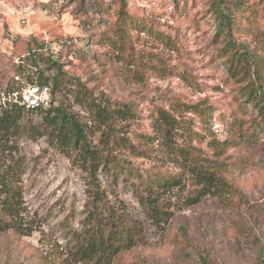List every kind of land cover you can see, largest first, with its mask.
Masks as SVG:
<instances>
[{
	"label": "rangeland",
	"instance_id": "1",
	"mask_svg": "<svg viewBox=\"0 0 264 264\" xmlns=\"http://www.w3.org/2000/svg\"><path fill=\"white\" fill-rule=\"evenodd\" d=\"M225 1L230 35L214 0H0V94L36 72L31 50L45 81L58 61L57 101L110 160L92 174L27 114L18 145L33 233H0V264H92L80 254L91 211L135 229L112 264H264V117L247 96L256 78L234 77L227 50L232 38L264 59V0ZM91 98L133 107L109 147Z\"/></svg>",
	"mask_w": 264,
	"mask_h": 264
},
{
	"label": "trees",
	"instance_id": "2",
	"mask_svg": "<svg viewBox=\"0 0 264 264\" xmlns=\"http://www.w3.org/2000/svg\"><path fill=\"white\" fill-rule=\"evenodd\" d=\"M124 7L120 12V21L128 23L130 19ZM214 7L220 19V32L230 35L234 26L231 8L225 0H214ZM230 49L236 52L230 66L232 75L241 78L242 74L250 72L253 78H256V82L252 80L247 96L264 117V59L252 52L247 44H237L232 38L227 43V50ZM28 58L32 61V68H35L36 72L30 73L28 78L25 76L26 79L21 75L26 83L16 80L18 88L23 85L50 87V107L46 110L27 109L8 99L4 101L3 96L7 97L12 93L15 90L13 87L0 94V233H13L19 237L31 236L33 233L24 218L22 177L25 174V166L24 161L19 157L18 145L19 139L26 133L23 121L27 114H42L45 117V124L51 129V135L55 136L61 147L69 150L71 154H76L81 165L87 167L92 174L99 170L100 165L110 162L109 157L103 158L99 155L98 148L89 142L85 125L77 115L71 112L63 101H57V90L62 84L61 65L58 61L52 62L56 75L50 83L43 79L41 72L43 60L38 58L37 53L31 50ZM240 66L243 67L241 71ZM90 107L95 126L101 133V140L105 147H109L117 131L116 120H129L133 116V107L113 104L107 98H91ZM122 143L123 147L129 149L133 147L128 138H123ZM207 179L211 181L213 178L207 177ZM154 185L147 183L145 191L149 197L144 203L142 201L144 205L150 204ZM88 220H91V228L80 246L83 259L91 261L92 264H112L117 254L133 246L136 232L125 220L119 218L116 222H102L100 216L95 215L93 211L90 212ZM120 224L123 226H118Z\"/></svg>",
	"mask_w": 264,
	"mask_h": 264
},
{
	"label": "built area",
	"instance_id": "3",
	"mask_svg": "<svg viewBox=\"0 0 264 264\" xmlns=\"http://www.w3.org/2000/svg\"><path fill=\"white\" fill-rule=\"evenodd\" d=\"M20 81V78H16ZM9 100L20 105L25 106L27 109L39 108L46 110L51 105V88L48 86H31L23 85L15 89L7 97L3 96V100Z\"/></svg>",
	"mask_w": 264,
	"mask_h": 264
}]
</instances>
